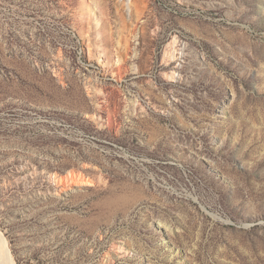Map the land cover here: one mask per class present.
I'll return each instance as SVG.
<instances>
[{"label": "rangeland", "instance_id": "374dc122", "mask_svg": "<svg viewBox=\"0 0 264 264\" xmlns=\"http://www.w3.org/2000/svg\"><path fill=\"white\" fill-rule=\"evenodd\" d=\"M0 233L15 264H264V0H0Z\"/></svg>", "mask_w": 264, "mask_h": 264}, {"label": "bare ground", "instance_id": "6f19581e", "mask_svg": "<svg viewBox=\"0 0 264 264\" xmlns=\"http://www.w3.org/2000/svg\"><path fill=\"white\" fill-rule=\"evenodd\" d=\"M69 176V177H68ZM65 178L68 177V181L73 186H83L88 185L89 180L79 172H70ZM0 264H15L12 255L6 245V240L3 238L2 234L0 233Z\"/></svg>", "mask_w": 264, "mask_h": 264}]
</instances>
